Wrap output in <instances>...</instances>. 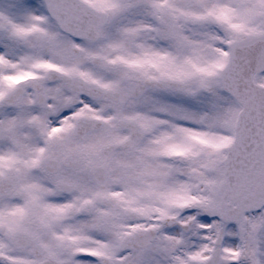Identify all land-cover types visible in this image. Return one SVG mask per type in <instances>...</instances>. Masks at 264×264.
<instances>
[{
    "label": "snow or ice",
    "instance_id": "1",
    "mask_svg": "<svg viewBox=\"0 0 264 264\" xmlns=\"http://www.w3.org/2000/svg\"><path fill=\"white\" fill-rule=\"evenodd\" d=\"M0 264H264V0H0Z\"/></svg>",
    "mask_w": 264,
    "mask_h": 264
}]
</instances>
